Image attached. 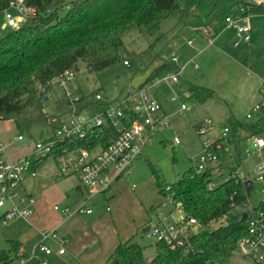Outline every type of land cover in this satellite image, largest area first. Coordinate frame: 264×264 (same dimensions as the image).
<instances>
[{"label":"rangeland","instance_id":"374dc122","mask_svg":"<svg viewBox=\"0 0 264 264\" xmlns=\"http://www.w3.org/2000/svg\"><path fill=\"white\" fill-rule=\"evenodd\" d=\"M256 1L184 0V12H177L174 16L163 19L159 33L150 34L144 28H136L123 35V40L130 51L139 53V55L148 52L139 61L137 70H132L122 60L110 67L95 71L80 60L76 71L77 76L73 81L62 85L58 79H55L49 83L50 87L47 88L49 98L45 99V111L52 116H60L61 120H69L74 115L92 118L96 112L102 113L106 101L119 102L128 93L134 94L142 87V84L152 70L161 63L162 59L169 60L173 54L177 53L179 55L180 50L182 51L181 54H188L191 51L188 45L189 38L196 39L198 35V32L194 29L195 27L205 26L212 22L221 23L224 19L219 12L226 7H231L229 10L234 13L236 9L233 6H236V4L243 2L256 3ZM2 12L0 11V37L11 29L5 23ZM146 84L149 86L148 83L144 85ZM153 85L157 86V89H162L166 83H152L150 84L151 88ZM76 86L77 90L74 91ZM181 87L182 91L189 89L186 83L182 84ZM99 91L103 94L104 99L100 101L92 100V97ZM68 93H80L83 96L81 101L76 102L74 108L69 102L63 100ZM178 99V102L169 105L172 127L158 128L153 141L145 146L142 154L134 160L131 175L115 181L108 192L88 195L87 206L94 210L99 223L95 226L92 221L81 214L83 215L81 217L86 220L81 218L82 220L76 226L78 227L76 233H74V236L71 234V237H75L78 242L83 240L88 247H91L88 248L89 250L84 251L86 256L82 257L84 262L81 264H92L93 261H96L102 252H106L107 249L104 248L111 241L112 244L116 243L118 245L119 242L132 239L134 243L144 247L147 260H151L156 255V239L149 237L143 231L144 226L142 225L151 218L156 217L159 211L168 212L172 210L174 204L169 195H166L158 186L154 170L160 181L164 183V188L172 185L186 171L193 168L192 158L202 152V137L199 135L201 127L208 129L216 125L218 127L215 131L217 136L218 130L229 124L228 120H225L226 115L221 114L219 111L217 115L213 112L209 115L207 112L208 104L202 107V102H199L193 96L185 100L189 108L185 113L180 114L178 108L184 101L180 97ZM242 107L235 106V110H233L237 120L246 124L259 121L260 126L263 128L259 135L264 137L263 110L252 118H248L246 114L243 115ZM242 131L241 129L234 135L232 129L230 136H233V138L221 151L223 169L226 176L229 175L230 171L239 169L245 180L251 179L253 181L254 187L251 190L248 203L234 207L223 222L234 218L242 219L244 213L252 215L253 207L258 206L264 196V182L260 179V173L257 170L259 166L264 165V147H255L254 137H249L254 135L247 136ZM248 132L250 133V131ZM19 134L14 119L0 120V144L5 145L6 153L12 159L30 155L34 151L35 143L45 141L52 136L54 129L50 124L36 122L28 131L23 133L28 138V142L20 145L17 144ZM175 135H180V144L173 143ZM211 138L213 139L212 136ZM38 169L39 174L44 177H38V180H36L34 177L26 176L22 182V188L19 189L20 192L30 193L32 191L36 194V192L38 193L39 190L51 183H59L61 187L60 182L64 178L56 180L54 176L56 172H59L58 161L54 155L48 156L39 165ZM69 175L67 183L77 181L76 175ZM214 182L217 185L221 182V179H215ZM36 184H39L38 189L35 188ZM66 202L68 201H62L61 203L58 197H53L50 199L49 205L52 208L56 203H59L61 207L67 205L70 207V214H73L77 210V205H68ZM164 202L166 204L162 205ZM49 205H45L47 213H49ZM156 218L153 219V222ZM36 224L34 221L30 223L12 221L6 226L0 225V250H9L14 241L24 246L27 255L26 261H18L13 264H42L40 259L45 257L44 252L35 249L37 253H34L35 245L37 246L41 240L38 234L36 236L34 234L36 233L34 228L37 229L38 227ZM64 248L67 249L66 243ZM115 249L111 252L114 253ZM242 258L246 259L249 264H253L252 260L244 256L238 248L226 259L225 264H245L246 262L244 263ZM75 264H80V262L76 260Z\"/></svg>","mask_w":264,"mask_h":264},{"label":"trees","instance_id":"16d2710c","mask_svg":"<svg viewBox=\"0 0 264 264\" xmlns=\"http://www.w3.org/2000/svg\"><path fill=\"white\" fill-rule=\"evenodd\" d=\"M12 1L15 0H0V11L8 8ZM183 2L27 0V4L35 9L34 15L20 28L11 29L0 37V120L14 119L19 135L36 122L50 124L55 129L60 116H52L45 111L41 88H45L48 94L50 81L67 69L76 72L80 60L95 71L128 60L132 70H137L139 61L148 52L139 55L130 51L123 35L136 28H144L150 34L159 33L163 19L184 12ZM219 13L225 20L229 8ZM236 13L247 17L264 14V3L236 4ZM219 31L220 28L215 26V32ZM177 69L172 60L164 59L142 85ZM189 92L199 101H206L214 95L213 89L197 84H191ZM63 100L70 103L67 95ZM261 110L264 113V107ZM228 123L234 135L241 129L253 135H259L263 130L259 121L245 124L231 117ZM116 134L112 124L94 126L85 137L59 141L57 147L61 151L63 148L91 149L98 143L106 146ZM46 158L33 161L32 169H36ZM154 173L158 186L165 193L164 183L155 170ZM244 180L239 174L230 175L209 188L208 183L213 181L211 170L196 174L194 167L189 169L170 185V192L173 200L180 202L184 210L201 224V230L191 237L190 243L184 247H172L165 241L157 240L156 255L147 260L144 247L130 239L117 245L112 259L117 258L116 264H225L238 239L247 233L246 219L234 218L223 222L234 207L248 203L250 195ZM253 210H264V196ZM23 258L14 241L9 250H0V264H13Z\"/></svg>","mask_w":264,"mask_h":264},{"label":"built area","instance_id":"2783aa9c","mask_svg":"<svg viewBox=\"0 0 264 264\" xmlns=\"http://www.w3.org/2000/svg\"><path fill=\"white\" fill-rule=\"evenodd\" d=\"M256 2L264 3V0ZM3 12L7 26L11 29H18L34 15L35 9L27 4V0H15ZM225 23L226 26L233 28L241 38L250 39V25L248 17L244 14L228 15L225 18ZM188 43L192 44V40H189ZM171 60L177 64L178 56L174 55ZM124 63L129 65L128 60H125ZM198 67L199 65L196 63L195 68ZM182 70L183 68H178L176 72L157 76L153 81L156 83L171 81L178 84L181 80ZM76 76L77 73L74 70L67 69L55 79H58L62 85H66ZM76 90L77 86L74 91ZM67 96L73 108L76 102L81 101L83 97L80 93H68ZM176 96L174 95L171 99L175 100ZM182 96L187 99L191 97V94L189 91H184ZM103 99L101 92H96L92 97L94 101ZM104 105V111L96 112L92 118L74 115L69 120L60 119L54 129V134L45 141H37L34 151L30 155L12 159L6 153L5 145L0 144L1 226H6L17 219L29 221L35 212L36 197L19 190L26 174L32 177L37 175V168L32 169L33 161L54 155L59 165L57 178L74 174L89 194L103 193L109 191L118 178L130 175L134 160L142 154L144 147L153 141L159 127H172L170 117L145 86L140 87L134 94L125 96L119 102L106 101ZM187 109V104L183 102L178 112L183 114ZM260 109L261 105L257 104L248 113V117L251 118ZM104 124H112L117 132L106 146L98 143L91 149L63 148L61 151L57 147L59 141L76 136L85 137L92 127ZM207 132L208 129L204 127L199 130L204 148L194 159L193 167L196 174L212 170V166L219 161L220 151L224 148L225 141L229 139L231 128L228 125L225 126L222 129L221 138L217 141L206 137ZM24 137V135H18L17 140L21 141ZM173 140L177 144L181 142L179 135H176ZM254 141L257 148L264 146L263 137L256 136ZM258 171L260 179L264 182V165L259 166ZM237 174H239V170L231 172L230 175L236 176ZM208 186L213 188L215 184L210 181ZM170 188V186H166L165 194L169 195L174 208L167 214L161 211L155 221L149 224L147 235L156 241H165L172 247H184L190 243L191 237L201 230V224L195 216L184 210L180 202L173 200ZM165 204L163 203V205ZM54 207L56 210L60 209L58 205ZM63 211L70 215V207H65ZM92 211V208L82 205L78 206L76 210L80 214ZM246 223L247 233L238 239L235 249H240L244 256L264 264V210L255 211L252 209V215L247 216ZM40 234L41 240L36 248L47 255L52 254L54 249L47 243V240L57 238L56 230L43 229ZM59 252L64 253L65 248L61 247ZM41 262L42 264L48 263L46 260Z\"/></svg>","mask_w":264,"mask_h":264},{"label":"crops","instance_id":"0c3cea01","mask_svg":"<svg viewBox=\"0 0 264 264\" xmlns=\"http://www.w3.org/2000/svg\"><path fill=\"white\" fill-rule=\"evenodd\" d=\"M233 7L234 9H236V6ZM229 9H231V7ZM234 13L229 10L228 15ZM2 15H4V12H2ZM248 23L250 25L249 40L241 38L233 28L226 26L225 20L221 23L212 22L210 24H206L205 26L195 27L194 29L198 32V35L196 34V39L189 38V40H192V44L188 43L191 51L185 55L181 54L182 51L180 50L181 53L179 55L177 53L172 55V57L174 55L178 56L176 67L183 68L180 82L176 84L171 81H161L159 83H166V85H163L162 89H157V86L154 85L151 88L150 84L156 83L153 80L151 82H148L149 86L147 84L142 86H145L148 91H151L149 93L152 95V97L160 102L163 111L169 117L171 116V113L169 112V105L178 102L179 97L184 102L186 100V98L182 96V92L184 91H182L181 85L184 83H186L188 87H190L191 84H197L209 87L214 90V95L206 101L198 100L199 102H202V107L208 104L207 112L209 115L210 113L212 114V112L217 115V112L219 111L221 114L226 115L225 120L229 121L231 117L237 119L234 115L235 112H233V110H235V106H243L241 109L243 111V115L245 116L246 114V116L248 117V113H250L257 104H260L261 107H264V14H254L249 16ZM214 25L220 28L219 32H215ZM171 58L169 60H171ZM196 63L199 65L198 68H195ZM187 91H189V89ZM132 94L133 93H128L126 96H130ZM174 95H177L176 99L172 100L171 97H173ZM229 108H231V110H229ZM179 109L180 108H178V111ZM260 111L261 109L255 112L253 116L255 114H258ZM227 125L228 124H226L225 126ZM217 129L218 127L216 125L214 127L208 128L206 137L212 139V136L213 141L219 140L221 138V132L223 128L218 130L219 133L216 136L215 131ZM242 132H244L247 136L250 135L246 130H243ZM256 136L263 137L261 135ZM256 136L250 135L249 137ZM232 138L233 136H229V139L224 143V148L232 140ZM201 141L203 145V138H201ZM221 151L219 161L212 166L211 171L213 173V182L218 178H220L221 182H223L224 180L228 179L231 174L230 171L229 175L226 176L224 172ZM195 158H197V156L192 158L193 164ZM38 167L37 175L34 177L36 180H38V177H44L43 175L39 174ZM239 175L241 176L240 171ZM26 176L32 177L28 174H26L25 177ZM54 176L56 180L64 178L60 182L62 188L60 187L59 183H51L48 184L45 188L39 190L38 193L36 192V194L31 191L30 194H33L36 197L37 203L34 214L31 216L30 220L26 222L30 223L34 221L37 223V229L34 228L36 232L34 233L35 236L38 234V236L41 237L40 232L43 229H55L57 232V238H50L47 240V243L54 249L53 253L50 255L43 253L45 257L41 258V261L46 260L48 262L47 264H75L76 260H78L81 264L82 262H84L82 257L86 256V253L84 251L89 250L91 247H88L83 240L81 242H78L75 237H72L77 231L78 227L76 226H78L79 221L84 218L81 216L85 215L86 219L92 221V224L96 226L99 223L97 215L94 214V210L91 213H83V215L77 213L76 211L73 214L67 215L63 211L65 207H68L67 205L61 207L59 203H56L55 205H58L60 207L59 210H56L55 207L52 208V206L49 205V201L53 197H58L61 203L62 201H68L66 202L68 203V205L75 204V206L77 205L76 207H78V205L89 207L87 206V202L89 199L88 197L94 194H89L87 192V190L81 185L78 177H75L77 178V181L73 183H67L70 175L62 178H57L58 172H56ZM120 178H118V180ZM221 182H219L218 184H220ZM38 186L39 184H36L35 188L38 189ZM56 192L59 194L57 195ZM45 205H49V213H47ZM161 211L156 214V217L159 216ZM170 211L163 212L167 214ZM79 214L80 216H78ZM153 219L151 218L147 223L142 225L144 226V229L153 222ZM17 221L25 220H13V222ZM144 232L147 233L146 231ZM71 234L73 235L72 237ZM65 243L67 244V249L64 253H60L59 249L61 247L64 248ZM112 243L113 242L111 241L110 244H108L104 248L107 249L105 250L106 252H102L101 256L97 258L96 261H93L92 264H108L112 261L113 252L111 251H113V249H115V246H117L116 243ZM17 244L19 254L23 255L24 257L22 261H26L27 255L25 253L24 246L20 245L19 243ZM35 249L37 250L36 245L34 247V253L36 254L37 251ZM251 260L253 264H261L253 259ZM242 261L244 263L246 262L245 264H249L246 259L242 258Z\"/></svg>","mask_w":264,"mask_h":264},{"label":"water","instance_id":"95a60500","mask_svg":"<svg viewBox=\"0 0 264 264\" xmlns=\"http://www.w3.org/2000/svg\"><path fill=\"white\" fill-rule=\"evenodd\" d=\"M41 95L43 97H45V99H48L49 98V96H48L47 91H46L45 88H41ZM27 141H28V138L25 136L24 139L21 140V141H18L17 144L20 145L22 143H27ZM244 185H245V188H246V191H247L248 195H250L251 194V190H252V188L254 186L253 181L251 179H246V180H244ZM247 216H248V214L245 213L243 215V217H242V221H244L247 218ZM149 228L150 227L147 226L144 229V231L147 232L149 230ZM116 262H117V258H113L112 261L110 263H108V264H116Z\"/></svg>","mask_w":264,"mask_h":264}]
</instances>
